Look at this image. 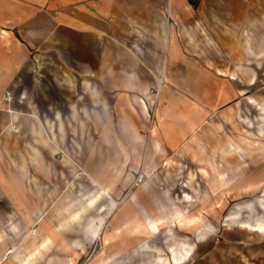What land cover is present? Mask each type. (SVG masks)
<instances>
[{
    "label": "crops",
    "instance_id": "1",
    "mask_svg": "<svg viewBox=\"0 0 264 264\" xmlns=\"http://www.w3.org/2000/svg\"><path fill=\"white\" fill-rule=\"evenodd\" d=\"M239 101L255 127L264 0H0V264H77L85 252V264H206L223 219L264 264V240L247 239L264 238V135L212 128L222 112L237 121ZM195 140L203 159L182 217L155 208L147 187L132 215L107 194L126 156L133 173L165 172L153 158ZM95 173L109 192L79 197Z\"/></svg>",
    "mask_w": 264,
    "mask_h": 264
},
{
    "label": "rangeland",
    "instance_id": "2",
    "mask_svg": "<svg viewBox=\"0 0 264 264\" xmlns=\"http://www.w3.org/2000/svg\"><path fill=\"white\" fill-rule=\"evenodd\" d=\"M244 97L243 95L239 96V99H242ZM246 107V104L244 101H239L237 104L239 116L237 121L232 120V125H230L228 122H230V117L233 118V115L230 113H224L222 112L221 114V120L219 117L216 116L214 121H217L219 124L213 125V131L215 130L216 132L220 133L221 135H225L226 132L229 133L230 131V126L232 128H236V130L239 133H248L252 134L253 136L256 137V133H261L264 135V121L263 119H259V122H255V127H249V129H246L242 124H241V117L240 113L243 111V109ZM153 112L152 111V117H153ZM261 110L259 111V113ZM254 113V112H253ZM254 117H256V114H252ZM263 121V122H262ZM227 122V123H226ZM254 133V134H253ZM251 140V139H250ZM255 140V139H254ZM252 141V140H251ZM259 140H255L254 143H259ZM225 142H223L224 145ZM144 145V142L142 143ZM198 142L195 140L193 143L189 144L184 141L182 148H185L184 150H181L176 153V156H169V157H160V158H153L152 164L155 166H166L168 169L165 172H155V173H150V172H144L142 170L138 172H131L129 171V165L130 163L135 159L131 158V156H126L123 160V163L126 166V169L128 168V171L124 172H117V171H112L109 172L108 176L110 177V181H115L114 186H117V181L120 185V187H112L110 188V192L106 190L108 195L113 196L116 200L122 201L123 210L122 212L126 214H134L135 210L131 207L130 205V200L133 196V191L136 190L139 192L140 190L143 189V187H147L146 191L151 194V191L154 193L153 195V202L159 204V205H154L156 207H161L164 211L166 210L168 214L171 216L174 214L175 217H177L178 214H181L182 217V209L186 207L187 205L184 200V198L181 196L182 190L187 189V185L184 187V184H187L189 180H198V175H197V169L200 165V161L203 159L199 156L198 154ZM84 159V158H81ZM99 160L101 158H98ZM117 157H110L107 158L108 161H110V164L114 163L117 160ZM145 156L141 157L142 162H144ZM114 160V161H113ZM90 162L92 163L95 168L99 167L98 160L97 158H91ZM115 169L117 166L114 167ZM107 175V174H106ZM94 177H96V183L93 186V188H84L79 189V197H93L96 199H100L103 194L101 192H104L102 180L100 177V174H93ZM87 179L86 177L79 178L80 180H85ZM88 180V179H87ZM82 186V185H81ZM177 189H176V188ZM171 189V191L174 194L170 195H165L166 190ZM173 189V190H172ZM163 194V197L159 196V193ZM168 192V191H167ZM82 199V198H81ZM91 199V198H90ZM153 206V207H154ZM63 208H66V206H62ZM74 207V206H73ZM76 209L79 211L81 208H83L82 204H79L75 206ZM116 207V205L114 206ZM147 208H150V206H146ZM227 204L223 206V217L224 213L227 210ZM196 209H200L199 207H196ZM226 209V210H225ZM229 209V208H228ZM112 211V210H111ZM97 212V211H96ZM80 213V212H79ZM89 213V212H88ZM173 216V215H172ZM129 220V221H128ZM132 219L127 217L126 220V227H130L132 225ZM162 223V222H161ZM225 220L223 219L221 222V229L217 231V233L210 238V246L209 243H206L207 246L211 248L210 252L204 253V257L202 258L203 261L206 264H261V258L257 253H254L252 256H249V253H246L245 250L240 249L238 245H246L247 242L245 240H234L229 236L227 233L229 230L225 229ZM57 224H61V222H57ZM125 224V222H124ZM179 227L181 228L182 225H180L178 221ZM107 229L112 228V223L107 225ZM155 229H159L156 227ZM227 231V232H226ZM246 239V238H244ZM250 243L252 244H261L264 238L259 237L256 238V236H251L247 238ZM248 242V243H249ZM213 244H215V247L213 248ZM212 246V247H211ZM102 244L101 241H97L95 243L93 252H96L97 250H101ZM97 248V250H96ZM209 249V248H208ZM207 249V250H208ZM92 250V249H91ZM90 250V251H91ZM132 250V249H131ZM91 252V253H93ZM50 255V254H49ZM90 255V252H85L83 253V257L80 258V260L77 262V264H85L86 259Z\"/></svg>",
    "mask_w": 264,
    "mask_h": 264
},
{
    "label": "trees",
    "instance_id": "3",
    "mask_svg": "<svg viewBox=\"0 0 264 264\" xmlns=\"http://www.w3.org/2000/svg\"><path fill=\"white\" fill-rule=\"evenodd\" d=\"M200 1L201 0H189V2L195 7H197L199 5Z\"/></svg>",
    "mask_w": 264,
    "mask_h": 264
}]
</instances>
